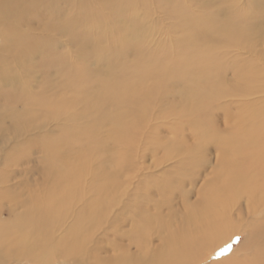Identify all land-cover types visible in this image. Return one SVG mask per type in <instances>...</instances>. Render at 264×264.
I'll return each mask as SVG.
<instances>
[{"label": "bare ground", "instance_id": "obj_1", "mask_svg": "<svg viewBox=\"0 0 264 264\" xmlns=\"http://www.w3.org/2000/svg\"><path fill=\"white\" fill-rule=\"evenodd\" d=\"M157 1L0 0V264H219L208 255L239 232L242 264H264V0ZM60 38L80 70L36 81ZM140 135L190 184L214 147L194 200L127 165ZM35 147L41 166L15 170Z\"/></svg>", "mask_w": 264, "mask_h": 264}, {"label": "rangeland", "instance_id": "obj_2", "mask_svg": "<svg viewBox=\"0 0 264 264\" xmlns=\"http://www.w3.org/2000/svg\"><path fill=\"white\" fill-rule=\"evenodd\" d=\"M129 1H133V0H129ZM179 1L182 4L186 2V0H179ZM157 2L159 4H162V3L167 4V0H162V2L160 1H157ZM131 6L132 4H129V9L131 8ZM193 8H196V6H194ZM128 12L129 10H126L124 12V16L126 15L127 19L129 16ZM155 21H156V26L152 28V31H156L157 33L159 31L157 30V26H158V29H161V28L163 29V26L161 24L160 19H156ZM129 22L134 23L133 20H129ZM156 33H155V36H156ZM159 37L160 38H151L153 39L152 45L153 46L157 45L160 49L166 50L165 48L167 47V45H169V43L167 42V38H164L165 35L163 34L160 35ZM132 39L133 40H130L131 43L133 42L140 43L138 38L134 37ZM113 40H114L113 38H108L106 40V45L102 46L104 47L102 49V52L104 50L111 51L112 46L115 45L114 44L115 41ZM146 40H148V38H146ZM67 41L70 44L67 43ZM78 45L79 43L78 41H76V38H73L72 41H70V39L60 38L59 47L57 51H58V54H61L62 58L64 59L61 60L59 64H55V63L52 64L49 62V60H44L41 65L35 66L37 68H32L31 72L35 73L36 81H38V79L40 80L39 76L48 77V79L52 81L54 79V73H56L57 76L58 74L62 76L65 72L68 73L69 70H74V69L77 71L80 70V66H79L80 60L78 59L77 63L76 61L75 63H71L67 60V59L69 60L71 59L66 55L68 50H70L71 52L74 51V55H76L75 51ZM45 55L49 57L50 56L49 51H46ZM41 66L42 68H39ZM58 79H59V76H58ZM214 116H215V122H217L218 125L222 126L223 118L221 115L218 114V111H215ZM175 125H178V124L176 123ZM151 135H153L152 137L157 139V141L159 142L161 141L164 146H168L171 140L173 139V134L170 131H168L165 125H160L157 128V130L152 132ZM142 136L143 135L138 136L136 147H134L133 150L129 152L128 156L130 159L127 165H129L131 168L135 170L136 169L138 170V168L142 169L144 174H150L153 179H157L158 181L166 180L169 184L168 189L174 195L173 197L175 201L181 200L182 196L184 197L185 191H189V190L192 192L189 198L190 200H194L196 196V192L199 191V186L203 184L202 182L206 181L209 178V176H206V175L210 174V169L215 165V162L217 160L215 158L216 152L214 151V147L210 146L208 149V152H209L208 158L210 160V165L206 168V170L202 172V176L199 177L198 180L194 181L193 184H190L189 181L187 180V177H188L187 174L192 172V170L191 171L187 170L183 173H180V172H177V170H174L175 169L174 166L176 165L178 159L167 160V157L163 155L164 148H161L155 153L148 151L145 148L149 144V142L146 141L148 139H145ZM177 138L179 141L182 140L184 145H190L193 143V140H194L193 136L188 132L187 128H182L181 131L178 133ZM176 146L178 147V144H176ZM9 154H12V152H9L8 155ZM115 154L116 152L113 154V156H115ZM15 157H17L16 154L12 156V158H15ZM43 157L44 156L42 152L35 147L20 157L17 163H15L18 167H15L14 169L21 170L22 167L36 168L37 166H41V161ZM112 158L113 157H110V160L106 159V165L113 164ZM0 161H2V159ZM170 166L172 167L170 168ZM204 174L205 176H203ZM170 178H173L175 181ZM176 183L178 184L176 185ZM161 189L162 187H155V188H151L150 190H148V192L154 193L155 195H157V193L161 192ZM258 216H261V215H258ZM229 235H231V233ZM228 238L226 239V241L224 242V246L220 248V250L213 252L212 253L213 255H210V254L208 255L210 256L209 260L211 261L219 260V264H242L244 262L243 259L247 257V255L252 249L251 245L243 244V241L245 239V234L241 232L234 233L229 239ZM221 241H220L219 246H221ZM234 251L236 253L232 257L224 260L225 256L231 255V253ZM238 254H239V258H237ZM10 264H15V262L11 261ZM18 264H30V262H28L27 260H24L23 262L18 263ZM48 264H64V260H62L61 262L57 258H51L49 259Z\"/></svg>", "mask_w": 264, "mask_h": 264}]
</instances>
